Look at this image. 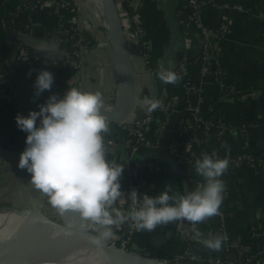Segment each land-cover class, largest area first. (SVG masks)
<instances>
[{
  "label": "crops",
  "instance_id": "1",
  "mask_svg": "<svg viewBox=\"0 0 264 264\" xmlns=\"http://www.w3.org/2000/svg\"><path fill=\"white\" fill-rule=\"evenodd\" d=\"M23 1L26 0H16V5ZM3 2L5 0H0V7ZM140 2L139 16L144 25L150 54L148 64L140 55L139 44L136 41L130 42L129 50L135 70L138 102L144 108L142 101L145 96H154L158 99L165 88L172 95H176V108L167 117L166 127L157 148L133 147L123 138H117L115 144L106 145L107 159L118 163L122 157L128 158L130 165L136 168L137 182L144 186L151 185L156 196L167 186L183 195L192 191L190 178L188 179L190 176L181 172L180 162L168 147V143L177 136L183 143L191 139L193 124L190 118L186 120V127L177 132L174 130L178 117L184 113L186 96L182 86L184 80L198 84L202 115L213 117L214 106L219 104L222 109V120L227 124L223 135L213 140H207L208 133L198 130L201 141L198 145H203L208 154L215 150L219 157L225 155L226 150L221 147L224 143L230 148V153L227 154L256 153L264 148V117L256 99L260 95L264 101V0H214L213 4H208L202 12L206 24L228 28V33L222 41L220 56L222 86L212 80L211 74L198 72V64L193 58L199 51L201 34L192 27L188 37L183 36L176 16L179 0ZM217 3H238L242 5V9L222 10ZM251 3L255 5L258 19H255L252 10L246 8ZM76 4V8L70 6L57 13L47 5L41 6L31 13L29 21L26 22V29L18 28L17 35L21 42L14 45L5 38L0 42V58L3 61L9 60L14 54L13 46L16 49L24 43L50 54L51 51L69 46V39L57 38L61 26L72 23L71 20L74 19L79 20L83 27L82 33L79 34L81 66L78 69L75 70L71 64L54 58H39L31 62L29 69L13 78L16 79L13 100L10 102L0 98V136L16 135L26 139L27 133L17 127L15 120L17 114L26 117L30 111H39L38 105L44 104L50 95L55 93L62 97L68 88L77 87L93 92L98 90L104 96L105 106L114 100L116 94L114 53L108 31L95 20L91 21L93 24L86 20L82 15L84 8L81 3ZM10 11L7 12L8 18H11ZM80 17L83 18L79 19ZM6 19L2 17V26L9 24L5 22ZM84 20L89 23L87 27L83 24ZM12 22L10 25L19 26V18H13ZM181 61L184 62L185 68L177 84H166L158 78L157 72L161 63L165 66L171 63L175 67ZM41 69L53 74V85L51 91L46 90L39 97H35L34 83ZM29 72L31 75H28ZM230 85L236 88L234 97L226 89ZM144 110L146 111L145 108ZM243 126H248L246 133ZM258 158L263 159L264 156L259 154ZM6 160L19 162L13 159ZM4 169L7 170L6 167ZM5 174L6 172L0 176V194L4 191L1 185ZM220 179L227 190L223 205L231 211V215L226 217L216 215L196 225H190L188 221L182 220L159 225L153 231L136 230L129 241V250L160 257L175 264H219L214 262V258L223 252L231 239L237 237L246 239L251 223L264 225L263 174L251 163L242 162L228 169ZM119 183L122 185L121 177ZM38 195L41 196V193L38 192ZM6 204L0 195V208ZM49 205L46 197L40 205L21 206L14 203L12 206L37 208L48 213ZM123 205L121 195L115 206L122 210ZM124 228L125 223L118 228L114 227L112 238H118ZM193 228L202 232L205 238L209 234L226 233L228 240L220 251L207 249L201 242L190 246V237H194Z\"/></svg>",
  "mask_w": 264,
  "mask_h": 264
},
{
  "label": "clouds",
  "instance_id": "2",
  "mask_svg": "<svg viewBox=\"0 0 264 264\" xmlns=\"http://www.w3.org/2000/svg\"><path fill=\"white\" fill-rule=\"evenodd\" d=\"M66 54L58 51L59 56ZM173 67L171 63L167 66L161 63L158 78L166 84H177L181 76ZM52 85L53 74L39 70L34 96L51 91ZM142 103L150 113L165 108L162 100L154 96H145ZM38 107L39 111H30L26 117L20 114L15 117L17 127L27 133L18 167L31 174L33 187L47 197L59 214L78 213L98 234L97 242L108 241L114 235V227L128 222L137 231H153L159 225L182 220L196 225L219 215L226 188L220 177L229 167L227 143L221 145L226 150L224 158L213 150L195 160V170L204 178L196 190L182 195L167 186L156 197L144 194L142 201L132 190V208L125 213L115 206L122 195L119 178L124 165L107 159L105 134L110 131V121L101 113L105 109L102 93L72 87L62 97L53 93ZM192 231L194 239L212 251H220L228 240L226 233L205 238L199 230Z\"/></svg>",
  "mask_w": 264,
  "mask_h": 264
},
{
  "label": "built area",
  "instance_id": "3",
  "mask_svg": "<svg viewBox=\"0 0 264 264\" xmlns=\"http://www.w3.org/2000/svg\"><path fill=\"white\" fill-rule=\"evenodd\" d=\"M185 10L183 12L177 10V23L180 30L185 38L188 37L190 28H195L201 34V42L199 46V51L193 58L198 64V72L200 74L209 73L212 76V80L216 82L219 86H222V79H218L217 74L221 72V50L222 41L228 33V28L224 26H210L206 24L202 18V12L208 4H213L214 0H183ZM26 2V1H24ZM121 19L124 25L125 35L127 38L128 46L131 41H136L140 47V55L149 64V49L148 41L145 38V30L142 21L139 16L140 0H116ZM77 0H31V2L17 4L14 10L10 11L11 18L5 20L6 23H13V18H19L20 13L24 12L27 14L28 18L26 22L29 21L31 13L44 5L49 6L54 12H59L63 8L70 6H75ZM222 10L227 8H239L242 9V5L238 3L216 4ZM75 22V20L73 19ZM84 26H88V21H83ZM101 25L106 28V21L103 18L101 20ZM78 29L75 23L65 24L61 26L58 30L57 38L69 39L72 41V47L65 51L67 54L64 56H59L63 62L69 63L76 70L81 66V49L79 46V38L74 36V30ZM3 38L0 36V42ZM18 56L24 60L30 59V48L25 46H20L16 49ZM39 58H54L51 54L42 53ZM37 58V59H39ZM1 59V58H0ZM36 60L33 58L32 61ZM30 61V62H32ZM10 60H5L0 63V98L5 101H12L14 94L16 92L15 85L10 82V72L8 70V65ZM210 66L213 69H210ZM184 62L181 61L177 64L173 71L180 75L184 71ZM22 72L26 71L23 68ZM182 86L185 90V105L182 121L190 118L192 120V134L191 139L182 142L179 136L172 138L168 147L174 152L175 157L179 162H191L193 155H197L198 158L202 157V154L207 153L203 145H198L200 137L198 136V130H202L204 133H208L211 127L214 125L213 117H206L202 115L200 111V96H199V86L197 83L191 80H184ZM228 91L231 96L234 97L233 93L236 88L229 86ZM228 93V94H229ZM165 105L164 112L165 117H159L156 115L157 111L153 113L146 112L143 118H134L129 116L115 124V126H109V133L105 134V144L111 145L115 144L117 138H123L124 141L133 147H154L157 148L161 142L162 134L166 127L167 117L170 112L176 108V95H172L169 90L163 88L159 98ZM108 106V104L106 105ZM216 127L221 134L224 133V129L227 124L221 119L216 124ZM244 133L247 132V128L243 126ZM116 132V135L114 133ZM118 133V134H117ZM113 134V135H112ZM0 145H3L0 143ZM181 149L178 150V147ZM176 153V154H175ZM208 154V153H207ZM226 155V154H225ZM225 155L220 156L224 158ZM229 156V167L231 169L240 165L242 162H249L253 165V153L244 152L242 154H227ZM124 165L121 174L122 187L120 191L122 192V197L124 200L123 211L127 213L132 208V199L130 192L136 190L137 194L140 195L139 199L142 201L143 195L147 194L150 197H156V192L151 185L144 186L136 180V168L130 165L128 158H121L117 163ZM190 181L192 183L193 191L197 187L204 183V178L197 174L194 168L190 173ZM224 199L227 197V190L224 191ZM222 204L219 209V216L226 217L231 215L230 210H223ZM225 207V206H224ZM135 227L131 222L125 223V228L118 238H111L106 243L116 246L118 248L129 250V241L131 240ZM193 239V240H192ZM199 243L194 237H190L189 245L194 246L195 243ZM214 262L219 264H264V225L258 223H251L248 230V236L244 238H233L229 241L223 252L214 258Z\"/></svg>",
  "mask_w": 264,
  "mask_h": 264
},
{
  "label": "water",
  "instance_id": "4",
  "mask_svg": "<svg viewBox=\"0 0 264 264\" xmlns=\"http://www.w3.org/2000/svg\"><path fill=\"white\" fill-rule=\"evenodd\" d=\"M102 16L106 21V28L111 40L114 53L116 77V94L110 106H105L101 113L110 121L111 126L129 116L143 118L146 111L138 102L135 82V70L131 58L124 25L116 0H101ZM11 78H15V64H10ZM17 85V84H16ZM180 108V107H179ZM25 148L0 145V157L19 158ZM189 179V177H188ZM191 190L192 183L189 180ZM57 217L37 208H14L21 222L32 217L39 219V224H31L18 228L10 237L0 244V264H26L38 257L49 253L52 260L43 259L39 264H73V258L60 252L56 247L83 253L105 264H175L169 260L124 250L106 242H97V233L82 221L78 213L68 211L63 215L56 209ZM43 234L51 241L47 243H32L28 237ZM67 256V257H66Z\"/></svg>",
  "mask_w": 264,
  "mask_h": 264
},
{
  "label": "trees",
  "instance_id": "5",
  "mask_svg": "<svg viewBox=\"0 0 264 264\" xmlns=\"http://www.w3.org/2000/svg\"><path fill=\"white\" fill-rule=\"evenodd\" d=\"M27 2H31V0H26V2H24V1L20 2V4L21 3H27ZM183 4H184V1L183 0H179L177 10L183 12L185 10V6H183ZM16 7H17L16 0H5V2H3L1 4V7H0V36L2 38L10 40L11 42L14 43V45L17 44L20 41V37H18V35H17L18 28L21 27V28L26 29V27H27L26 19L28 18V16L24 12L20 13L19 26H13V25H10V24H8L6 26H2L1 19H2V17H3V19L4 18L5 19L8 18L7 12H9V10H14ZM246 8L252 10L255 19L259 18V15L257 14L258 12H257V10L255 8L254 3H251L250 5H247ZM84 14H85V12L82 13L83 16L86 15V14L85 15ZM176 16H177V14H176ZM82 18L83 17H80L79 19H82ZM71 21H72V23H76V25L78 27V29L74 30V36L76 38H79L80 37L79 34H81L82 31H83L82 30L83 27H81V24H80L81 22L79 20H75V22L73 20H71ZM68 24H70V23H68ZM72 43L73 42L69 40V42H68L69 46H67V48L51 51L50 52L51 56H53L54 59H56V60H58L60 62H63V60L59 58L58 51H64V52L67 51V49L72 47ZM21 46H25V47H28V48L31 49L30 52H29L30 59L29 60H24L20 56H18V52L16 50L17 48L15 49V47L13 46L14 54L9 58V60L12 61L15 64V67H16V78L22 72L21 71L22 68L24 70L29 69V66L31 65L30 61H32L33 58L37 59V58L40 57L39 56L40 54L45 52V50L40 49L38 47H35L33 45H29V44H25L24 43ZM129 48H130V45H129ZM2 61L3 60L0 59V63ZM210 69H213V67L210 66ZM217 76H218V79H222L223 78L221 72L218 73ZM10 82H12L15 85L16 79H13V78L10 77ZM230 86H232V85H230ZM228 88L229 87H226L227 90H228ZM256 99H257L258 106L260 107V109L263 112L262 116L264 117V101H263V97L259 95L258 98H256ZM213 113H214L213 114L214 125L208 131L207 140H213V139L218 138V137L221 136V134L219 133V131H218L217 127H216V124L219 121H221V119H222V109L219 106V104H215ZM156 115L159 116V117H165V112L163 110H159L158 109L157 112H156ZM182 117H183V113L180 114V116L178 117V119L176 121V124L174 125L175 132H177L178 130H182L184 127L187 126V122L182 121ZM246 128H248V126H246ZM114 135H116V132L114 133ZM25 140H26L25 138H21V137L19 138V136H16V135L0 136V143L3 144V145H6V146H10V147L25 148L26 147ZM180 149H181V146L178 147V150H180ZM173 154H174V152H173ZM259 154H262L264 156V148H262L259 152L253 153V166L259 172H261L263 174V177H264V169H263V159L264 158L263 159L258 158ZM6 159L19 160V158L0 157V161H5ZM196 159H198V156L197 155H193L191 162H180L179 166H180L181 172L187 174V176L188 175L190 176V173H191L192 169L194 168ZM5 172H6L5 170L1 169L0 170V176H2ZM225 200L226 199H223V201H225ZM222 209L223 210H228V208H226L224 206H222Z\"/></svg>",
  "mask_w": 264,
  "mask_h": 264
},
{
  "label": "rangeland",
  "instance_id": "6",
  "mask_svg": "<svg viewBox=\"0 0 264 264\" xmlns=\"http://www.w3.org/2000/svg\"><path fill=\"white\" fill-rule=\"evenodd\" d=\"M77 2L81 3L84 8L86 20H88L91 24H93L91 21L95 20L100 26H102V13L101 11L95 13L96 10H94V8L97 9V7L94 6L93 0H77ZM112 102L113 100L108 103V106H110ZM0 166H2L0 169L6 171L4 179L2 180L3 184L1 185L4 188V191L1 192L0 195L2 197V201L7 202L6 205H2V208H0V220L7 215L9 211L15 208L12 206L14 203H19L21 206L40 205V202H43L46 199V197L42 196L43 194H41V196L38 195L39 191H37L30 182L31 174L25 169H20L18 167V161H0ZM5 167L7 170L4 169ZM47 212L52 217H57L56 212L51 205H49Z\"/></svg>",
  "mask_w": 264,
  "mask_h": 264
},
{
  "label": "bare ground",
  "instance_id": "7",
  "mask_svg": "<svg viewBox=\"0 0 264 264\" xmlns=\"http://www.w3.org/2000/svg\"><path fill=\"white\" fill-rule=\"evenodd\" d=\"M93 3H94V6L97 7V9L94 8V10H96L95 13L102 10L101 0H93ZM39 223H40L39 219L34 218V217L27 219V220L23 219V222H21V219L18 215H16L14 212L9 211L7 215H5L0 220V244L2 242L4 243L14 231L18 230V228L26 227L31 224H39ZM28 241L32 243H44L45 244L51 240L46 235L36 234V235H32L28 237ZM56 249L59 250L60 252L61 251L64 252L65 254H67V256L73 258V262H74L73 264H105L104 262L94 259L92 257H86V255L80 252L68 250V249L61 248V247H56ZM44 258L46 260L47 259L52 260V257L49 255V253H45L42 258L38 257L36 259H33L32 261H29L26 264H39L40 262L43 261ZM61 264H64V263H61ZM142 264H153V263L144 262Z\"/></svg>",
  "mask_w": 264,
  "mask_h": 264
}]
</instances>
